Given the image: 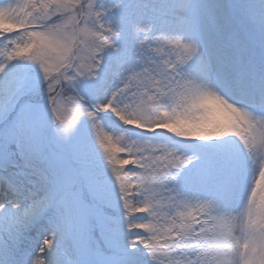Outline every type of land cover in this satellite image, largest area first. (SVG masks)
<instances>
[{"label": "snow or ice", "instance_id": "snow-or-ice-1", "mask_svg": "<svg viewBox=\"0 0 264 264\" xmlns=\"http://www.w3.org/2000/svg\"><path fill=\"white\" fill-rule=\"evenodd\" d=\"M0 264H264V0H0Z\"/></svg>", "mask_w": 264, "mask_h": 264}]
</instances>
